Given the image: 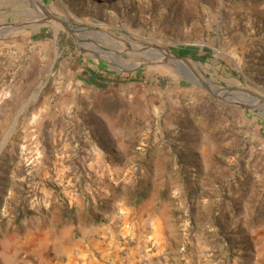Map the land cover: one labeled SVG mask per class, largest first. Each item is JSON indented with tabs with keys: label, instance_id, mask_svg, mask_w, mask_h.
<instances>
[{
	"label": "rangeland",
	"instance_id": "374dc122",
	"mask_svg": "<svg viewBox=\"0 0 264 264\" xmlns=\"http://www.w3.org/2000/svg\"><path fill=\"white\" fill-rule=\"evenodd\" d=\"M139 213L264 264V0H0V264Z\"/></svg>",
	"mask_w": 264,
	"mask_h": 264
},
{
	"label": "crops",
	"instance_id": "0c3cea01",
	"mask_svg": "<svg viewBox=\"0 0 264 264\" xmlns=\"http://www.w3.org/2000/svg\"><path fill=\"white\" fill-rule=\"evenodd\" d=\"M145 217L139 213L133 219L126 218L115 231L111 223H93L82 234H75L73 222L62 226L61 222L50 223L54 229L47 228L39 238L31 237L21 264H168L170 255L180 264L188 257L178 229L171 230L175 238L171 244L164 223L147 230V222L152 220Z\"/></svg>",
	"mask_w": 264,
	"mask_h": 264
},
{
	"label": "water",
	"instance_id": "95a60500",
	"mask_svg": "<svg viewBox=\"0 0 264 264\" xmlns=\"http://www.w3.org/2000/svg\"><path fill=\"white\" fill-rule=\"evenodd\" d=\"M39 5H40L41 9L44 11V13L47 15V17L50 20H52L53 22H55L57 24L62 25L63 27H65L68 30V28H67L64 20H62L61 18L56 17V16L50 14L49 12H47V10L45 9V7H43L41 4H39ZM165 58L168 59V60L175 61V62L179 63L180 65H186L189 68H191L190 63L188 62V60L186 58H177V57H174V56H171V55H167V54H165ZM211 94L215 95L212 92H211Z\"/></svg>",
	"mask_w": 264,
	"mask_h": 264
},
{
	"label": "trees",
	"instance_id": "16d2710c",
	"mask_svg": "<svg viewBox=\"0 0 264 264\" xmlns=\"http://www.w3.org/2000/svg\"><path fill=\"white\" fill-rule=\"evenodd\" d=\"M93 76L100 80V81H103V82H106V81H113V80H118L119 78H117L118 76H115L114 74H111L110 77L109 76H104L103 74H96L94 73Z\"/></svg>",
	"mask_w": 264,
	"mask_h": 264
},
{
	"label": "bare ground",
	"instance_id": "6f19581e",
	"mask_svg": "<svg viewBox=\"0 0 264 264\" xmlns=\"http://www.w3.org/2000/svg\"><path fill=\"white\" fill-rule=\"evenodd\" d=\"M122 47H123V46H122ZM157 55H158V51H157V53L153 51V53L149 55V57H150L149 59H150V60H153V61H154V60H158V56H157ZM155 62H156V61H155Z\"/></svg>",
	"mask_w": 264,
	"mask_h": 264
}]
</instances>
